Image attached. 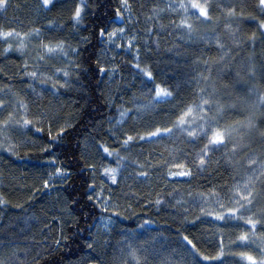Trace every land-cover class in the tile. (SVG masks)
I'll return each mask as SVG.
<instances>
[{
	"label": "trees",
	"instance_id": "obj_1",
	"mask_svg": "<svg viewBox=\"0 0 264 264\" xmlns=\"http://www.w3.org/2000/svg\"><path fill=\"white\" fill-rule=\"evenodd\" d=\"M77 2L79 0H63V3L57 0L55 6L45 10L40 0H9L7 10L0 9V26L5 30L12 28L24 34L39 28L44 42L63 39L66 47L79 49L75 62L81 65L78 70L68 69L69 84L65 87L57 85V90L52 91L51 81L45 85L37 82L33 91L28 84L30 78L24 75L25 60L29 65L27 71L33 70L37 63L41 71L49 73L64 65L56 58L37 61L40 53L38 38L34 37L27 43L23 56L15 47L5 53L6 44L0 40V89L4 90L0 91V99L8 101L6 107L11 110V102L15 99L11 92L18 93L28 103V117H42L36 122L41 132H36L31 125L27 129L12 125L6 130L9 140L17 145L15 155L0 149V195L7 201L0 205V259H4L6 264H78L82 254L87 252L94 226L109 214V211L101 212L95 202L87 199L92 195V188L88 187L92 184V172L88 165L101 160L104 166L116 167V157L104 154L100 147L103 144L110 150H119L120 155L126 157L117 175L118 182H106L113 200L129 212L115 216L113 226L110 225L112 230L106 240L108 245L103 254V264H119V261H114V256L120 257L121 261L124 259L119 250L122 242L120 233L129 229L141 239L156 237V242L136 244L148 249L142 253L147 257L146 264H160L162 258H167L169 264H220V261L231 264L232 261H240L234 253L248 249L236 247L239 243L236 237L240 234L236 225L251 231L249 227L243 221H228L227 224L214 221L211 216H204L200 207L221 211L219 204L214 203L215 197L227 203L225 198L232 194L230 189L235 181L244 178L243 169L235 164V160L243 159V154L230 162L222 148L219 152L210 153L203 171H200L196 152L202 145L194 148L186 143L189 139L186 133L174 129L170 138L157 142L140 141L139 136L156 126H172L182 109L193 101L198 102L200 89L212 92L214 85L222 102L235 101L237 104L238 93H246L248 87L255 86L258 92H264V76L261 75L264 39L260 37L258 23L261 17L255 9L256 0H199L202 4L207 2L211 5L212 21L208 27L215 25V32L224 44V50L228 51L225 60L219 64L216 60L221 49L215 41L209 44L191 42L182 35L178 28L179 9L172 11L168 8L169 4L178 5L181 0H128L137 21L138 40L133 51L139 48L140 67L151 71L153 80L148 81L131 67V52L124 49L115 57L118 81L111 96L104 87V74L99 72V55L105 45L99 42L98 32L100 27L110 30L116 20L120 0H86L85 19L74 28L71 13ZM217 4L233 7L236 14L227 16L226 9L222 11ZM37 8L41 13H37ZM253 16L256 19H252ZM200 29L205 30L204 26ZM82 37L88 39L83 40ZM17 39L12 41L13 45ZM250 62L256 67L255 77L246 74ZM237 71L244 76L240 83H235L239 79L235 75ZM59 78L61 81L65 79L62 75ZM156 83L172 91L173 97L167 103L153 101L150 111H140V106L148 105L152 100ZM8 86L11 92L5 95ZM120 111H127L129 115L121 119ZM6 115L7 111L0 112V119ZM255 118L264 128V114L256 112ZM238 119H242L239 108L229 109L221 123L232 124ZM62 127V138L49 140L50 132L56 136ZM128 135L134 139L124 150L122 141ZM245 142L248 145L245 151L249 155L264 152V141H261L258 131L246 137ZM92 143L99 154L94 147L91 150L89 145ZM49 145L51 151H44ZM231 148L229 143V153ZM53 158L59 167L70 173L59 189L71 212L70 220L62 227H58L45 207L43 191L40 190L44 178L39 168L50 165ZM174 163L184 167H173ZM137 171H146L148 175L138 176ZM170 171H191L192 175L173 180L168 176ZM199 193L209 199L194 204L193 200ZM253 197L252 210L259 214L264 210V176L255 181ZM157 199H161L160 205L155 203ZM144 220L150 223L145 225ZM140 225L142 227H138ZM256 231L257 236L250 237L248 242L253 250L251 254L259 250L257 245L264 233V224L257 225ZM185 235L196 245V252L215 256L223 242L224 254L220 260H202L193 252L192 245L184 241ZM65 236L66 241L63 239ZM57 240H60L59 246ZM13 253L22 260H17ZM128 264L134 262L129 258Z\"/></svg>",
	"mask_w": 264,
	"mask_h": 264
},
{
	"label": "snow or ice",
	"instance_id": "obj_2",
	"mask_svg": "<svg viewBox=\"0 0 264 264\" xmlns=\"http://www.w3.org/2000/svg\"><path fill=\"white\" fill-rule=\"evenodd\" d=\"M57 0H40V4L45 10H50V7L55 6ZM63 3V0H61ZM9 5V0H0V9L7 10ZM218 8H221L223 11L226 9L227 16H234L236 13L233 7L221 6L220 4L216 5ZM88 8V3L86 0H79L75 3L74 11L71 13V23L75 28L82 24L87 14L86 10ZM168 8L172 11H177L179 9L180 21L178 28L181 29L182 35L187 37L188 41L197 42L203 41L206 44L212 43L215 41L217 47L221 49V54L219 55L216 63L219 64L223 62L228 55V51L224 50V44L220 42L218 34L215 32V25L208 27L209 22L212 21V9L211 5L207 2L200 3L199 0H187V3L184 0L176 4H169ZM195 10V11H190ZM255 9L258 10V13L261 17V22L259 24L260 28V37L264 39V0H256ZM155 11V10H154ZM159 11H163L160 9ZM127 12L129 14L128 19L131 20L132 9L128 3V0H120V7L116 10V18L121 21L123 24V15L122 13ZM198 12V15L196 14ZM94 14V13H93ZM202 18V19H201ZM252 19H256L255 16ZM219 20V17H217ZM195 22V23H194ZM200 26H204L205 30L201 31ZM50 27H52L50 22ZM225 27H229L228 24H225ZM186 30V31H184ZM151 31V30H150ZM41 30L36 28L30 30L27 33L21 34L20 32L8 28L7 30L4 27L0 26V40H2L6 47H4V52L7 53L15 47V50L19 52L22 56L25 54V49L27 43L31 41L34 37L38 38L40 41V53L36 57L37 61H47L51 58H56L64 67H56L55 70L51 73L41 71L40 64L37 63L33 66V70L27 71L29 67L28 61L25 60L24 75L30 80L28 84L35 91L34 85L38 82L41 85L47 84L48 81H51L52 91L57 90V85L59 87H65L69 84L68 77L70 76L69 68L80 69L81 65L78 62H75V55L78 53L79 49L77 47H66V41L63 39L57 40L55 42L48 41L44 42L40 38ZM127 34V29L125 27H115L109 31L106 27H100L98 32L99 42L101 44L107 45L109 48L112 45H115V48L119 49L123 45L117 43L118 40L123 41L125 35ZM255 35V34H254ZM16 40L15 45H13V40ZM83 40H87V37H82ZM249 39H253L250 37ZM136 40L135 35H130L127 39V46L125 47L126 52H131V67L137 69L139 73H142L148 81L153 80V73L149 71L146 67H140L139 59V48L136 51L132 50V42ZM204 63L207 65V61ZM108 71L104 66L99 67L100 73H105ZM114 74V69L112 70ZM246 74L249 77L256 76V67L253 63H249ZM63 76L65 79L60 80V76ZM236 77L239 79L235 83H240L244 80L240 71L235 73ZM261 75L264 76V66H262ZM205 80L209 77H204ZM145 82V87H147ZM228 85H225L227 88ZM235 87V85H233ZM0 91H4L0 89ZM41 91H47V89H42ZM149 91L151 89L149 88ZM11 92L10 86H8V92H5V95H8ZM11 95L15 99L11 102V110H7L8 101L0 99V112L7 111L6 117L0 119V149L5 152H8L12 155L16 154L17 145L12 143L9 140L7 135V129L12 125H16L20 128L27 129L30 125L35 128L36 132H41L42 129L36 126V122L42 119V117H35L30 119L28 117V103L26 100L19 96L18 93L11 92ZM199 99L188 104L184 109L180 111V114L176 117L175 122L172 126H156L154 130H146L145 135H140V141L147 142H157L161 139L170 138L173 134L174 129L179 130L181 133H186L189 138L185 141L188 144H191L194 148L198 145L199 150L196 152V157L199 159L200 171H203V165L207 162L210 153L219 152L222 148L225 149V155L228 160L231 162L234 157L243 154V159L235 160V164L238 168H242L244 171V178L242 180H237L230 189L231 195L226 196L227 203L223 202L220 197H215L214 203L219 204L221 211L213 212L211 210H206L205 207H200V212L204 216H211L214 221H223L227 224L228 221H243L244 225H247L251 231H247L243 228L242 225H236L240 229V234L236 237V241H239L236 244V247L240 249H248L247 251L241 250L238 253H234L240 257V261H232L231 264H243L244 261L247 264H264V233L260 235L258 252L251 254L253 250L249 248V239L250 237L257 236V225L264 224V210H261L259 214L254 213L252 210V205L254 203L253 197V185L256 180H259L264 176V152H261L260 155L252 154L249 155L245 149L248 145L245 142V138L251 136L255 131L259 132L261 141H264V128L260 127L255 118V113L260 112L264 114V92H258L256 87H248L247 92L244 94L238 93L239 104L235 101L222 102L219 96L216 94L215 86L213 85L212 92H207L206 89L199 90ZM173 97V92L161 86V84H155V94L152 97V100L149 101L148 105L140 106V111L147 112L152 109L155 103H167L169 98ZM239 108V113L242 116V119L234 121L232 124L221 123L223 116L226 111L229 109ZM247 113V115H243ZM129 115L127 111H120V118H124ZM117 123H120V120H117ZM114 133V129L112 130ZM64 132V128L60 129V133L56 136L49 134V140L58 141L62 138L60 134ZM114 138V137H113ZM133 136L128 135L126 139L122 141V148L127 150L130 147L129 142L133 141ZM5 141L7 143H5ZM232 144L231 152L227 151L228 144ZM103 148V153L108 157H116V167L104 166L102 172L100 173L102 177H106L111 181L112 184H116L117 175L121 170V166L126 160L125 156H121L119 150L113 148L110 150L109 147L101 144ZM44 151H51V145L46 147ZM55 158L52 159L51 163L55 164ZM135 163V161H133ZM176 168H183V164L174 163L172 165ZM88 167L93 170V176L96 175L95 165L89 164ZM139 168L140 165H137ZM70 173L63 167H56L55 172L48 173V179L44 180V188L51 187L56 179L61 181H66ZM137 175L144 177L148 173L146 171H137ZM191 171H170L168 176L171 177H189L191 176ZM104 181H101V187ZM88 187L93 188L92 184H89ZM171 195V194H169ZM191 195V193H189ZM215 195V194H214ZM87 199L93 201L97 204V207L100 208L101 212H107L109 210V204L107 203L108 197L102 196L101 192H97L95 197L93 195H88ZM209 198L204 196L203 193H199L196 198H194L193 203L206 202ZM103 201V204L100 203ZM7 201L5 198L0 195V205L6 204ZM157 205L162 203L161 199L155 201ZM19 207V205H17ZM115 207V205H113ZM187 211V209H185ZM118 213L113 211L112 216H117ZM199 219V217L197 218ZM113 221L111 218L103 221L105 227L109 226ZM150 221L144 220L143 224H149ZM215 227V225H213ZM142 227V225L138 226ZM122 237V242L120 243V252L122 253L124 259L121 261L120 257L114 256V261H119V264H128V259L130 258L134 264H146L147 257L143 256V252H147V248L137 247L136 244L139 242L141 245H146L150 242H156V237L149 236L141 239L137 234L129 229L128 231L121 230L120 233ZM66 241L67 237H63ZM188 245H192L193 252L196 255H199L202 260H220V257L224 254V245L223 242L220 245V250L215 256L204 255L199 252H196V245L193 241L188 238L187 235L183 237ZM235 243V241H233ZM57 246L60 245V240L56 241ZM89 248H92L93 245L89 244ZM125 248L127 251L125 252ZM16 256L17 260H22V258L17 254L13 253ZM0 264H6L4 259H0ZM160 264H169L167 258H162ZM198 264V262H196ZM220 264H224V261H220Z\"/></svg>",
	"mask_w": 264,
	"mask_h": 264
},
{
	"label": "rangeland",
	"instance_id": "obj_3",
	"mask_svg": "<svg viewBox=\"0 0 264 264\" xmlns=\"http://www.w3.org/2000/svg\"><path fill=\"white\" fill-rule=\"evenodd\" d=\"M120 7V5H119ZM37 13H41L40 9H36ZM190 11H195V10H190ZM198 15V12L196 13ZM123 15V24L121 23L120 20L116 18L115 22L112 24L111 28L109 31L112 30V28L115 27H125L127 29V34L125 35V39L123 41L118 40L117 43H121L123 46L119 49L115 48V45H112L110 48L105 45V48L102 49L100 52V67L104 66L108 71H106L104 74V87L108 91V95L111 96L113 94L114 86L116 85L118 81V71L115 66V57L118 53H120L122 50L125 49L127 46V39L130 35H135L136 40L132 42V50H135L136 47V42L138 40V35L136 32V26H137V21L135 19V16L133 12L131 13V20L128 19L129 14L127 12L122 13ZM261 22V21H260ZM260 22L258 24H260ZM260 29V28H259ZM261 31V30H260ZM114 74H113V71ZM91 150L93 151L94 149L98 152V148L94 146V144L89 145ZM99 154V152H98ZM98 159V156H97ZM52 161V160H51ZM96 168V175L93 176V170L90 169L92 172V195L95 197L97 192H101L102 196L108 197L107 203L109 204V214L103 216L94 226L92 237L88 241V245L92 244L93 247L89 248L87 246V252L83 253L81 256V260L78 261V264H103V254L107 249V237L110 234L111 231V226L115 222V218L112 216V212L115 211L118 214H128L129 212L124 209V207L120 206L117 204L110 192V187L109 184L106 182L108 180L106 177L101 176L102 169L104 167V163H102L101 160H98L95 164ZM59 167L58 163L55 162L53 165L50 163V165H45L40 167V172L42 175V178L48 179V173L49 172H55V168ZM185 177H171L170 179H182ZM104 181L102 187H101V181ZM44 182V181H43ZM63 183L60 179H56L55 183L49 187V188H44V183L41 186V189L43 191L42 194V200L44 201L45 207H47L49 213L51 216L54 217V219L58 223V227H62L64 223L70 220L71 212L68 210L66 206V201L60 192V186ZM101 204H103V201H100ZM115 205V207H113ZM108 218H111L113 221L109 226L105 227L103 221L107 220ZM185 241V240H184ZM186 242V241H185ZM187 243V242H186ZM75 264V263H74ZM77 264V263H76Z\"/></svg>",
	"mask_w": 264,
	"mask_h": 264
},
{
	"label": "clouds",
	"instance_id": "obj_4",
	"mask_svg": "<svg viewBox=\"0 0 264 264\" xmlns=\"http://www.w3.org/2000/svg\"><path fill=\"white\" fill-rule=\"evenodd\" d=\"M111 230H112V228H111Z\"/></svg>",
	"mask_w": 264,
	"mask_h": 264
}]
</instances>
